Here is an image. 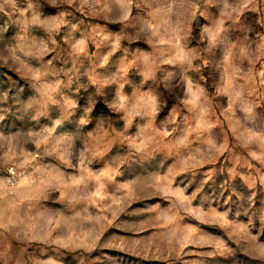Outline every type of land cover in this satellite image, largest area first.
Listing matches in <instances>:
<instances>
[{
  "label": "rangeland",
  "instance_id": "1",
  "mask_svg": "<svg viewBox=\"0 0 264 264\" xmlns=\"http://www.w3.org/2000/svg\"><path fill=\"white\" fill-rule=\"evenodd\" d=\"M0 264H264V0H0Z\"/></svg>",
  "mask_w": 264,
  "mask_h": 264
}]
</instances>
